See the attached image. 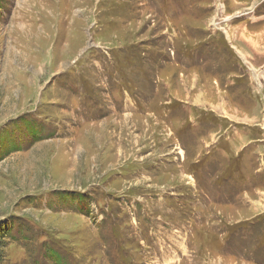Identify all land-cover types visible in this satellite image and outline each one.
Instances as JSON below:
<instances>
[{"label":"rangeland","instance_id":"rangeland-1","mask_svg":"<svg viewBox=\"0 0 264 264\" xmlns=\"http://www.w3.org/2000/svg\"><path fill=\"white\" fill-rule=\"evenodd\" d=\"M7 231L0 264H264V0H0Z\"/></svg>","mask_w":264,"mask_h":264},{"label":"trees","instance_id":"trees-1","mask_svg":"<svg viewBox=\"0 0 264 264\" xmlns=\"http://www.w3.org/2000/svg\"><path fill=\"white\" fill-rule=\"evenodd\" d=\"M8 234V231L7 232H4L3 233V235L2 236H0L1 238H5V236ZM46 254V256L45 257H47V258H53L51 255H50V253H44V255Z\"/></svg>","mask_w":264,"mask_h":264},{"label":"crops","instance_id":"crops-1","mask_svg":"<svg viewBox=\"0 0 264 264\" xmlns=\"http://www.w3.org/2000/svg\"><path fill=\"white\" fill-rule=\"evenodd\" d=\"M224 38H225V36H224Z\"/></svg>","mask_w":264,"mask_h":264}]
</instances>
